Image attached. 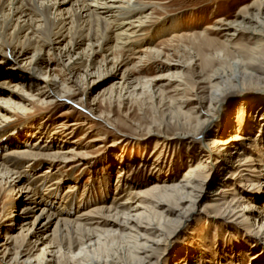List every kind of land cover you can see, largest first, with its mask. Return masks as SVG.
<instances>
[{
	"label": "bare ground",
	"instance_id": "1",
	"mask_svg": "<svg viewBox=\"0 0 264 264\" xmlns=\"http://www.w3.org/2000/svg\"><path fill=\"white\" fill-rule=\"evenodd\" d=\"M145 1L0 0V142L6 139L2 129L12 114L26 113V106L34 101L47 108L60 105L68 97L75 99L79 95L76 84L82 87L90 81L89 90L76 98L83 104L100 85L103 68L120 78L92 96V115L103 114L97 111L100 101H138L143 88L149 90L152 81L166 79L146 80L141 85L125 68L126 58L118 57L123 50L136 54L142 43L149 54L165 57L153 41L166 30L181 29L179 24L162 27L145 39L152 16L148 12L151 4ZM254 6L258 8L213 28L222 33L227 48L233 47L240 33L255 39L247 63L237 59L213 70L205 79L198 71V83L205 86L196 90L184 83L182 71L194 63L193 59H180L176 65L181 70L168 73L166 86L173 93L192 89V98H165L164 90L155 85L150 89L160 98L159 103L168 100L169 105L164 104L158 124L163 131L155 133L148 128L146 138L140 139L158 137L155 167L163 163L174 142H192L185 152L189 165L180 177L155 176L138 188L122 179L125 167L120 161L112 192L102 188L100 176L96 180L102 185L91 191L85 188L76 202L74 192L79 186L71 178L57 175L62 168L85 160V153L70 146L74 141L68 142L77 133L70 131L77 125L75 121L58 120L54 129L60 130L48 136L44 122L33 131L21 129L18 134L7 135L13 138L0 143V185L14 193L19 207L17 214L11 208L3 218L8 224L0 233V264H241L245 257L247 264H264V243L250 238L264 237V89L250 100L237 99L232 115L224 114L223 119L218 113L224 111L221 97L225 93L248 82L264 85V0H255L249 8ZM143 57L147 55L138 57L137 63ZM2 59H12L14 64ZM18 63L36 76L31 78V73L17 69ZM55 64L63 68L66 80L51 72L49 68ZM64 84V89L59 87ZM218 118L226 120L221 123L224 132L214 136L207 130ZM170 127L180 132L168 137L164 129ZM62 142L65 144L60 145ZM199 142L202 147H196ZM121 143L116 141L114 146ZM42 162L47 166L39 171ZM62 186L65 188L59 194ZM95 189L97 196L92 192ZM198 206L201 214L215 212L204 220H214L209 227L211 240L206 236L207 226L192 225L193 216L199 215L195 212ZM4 223H0L1 229ZM177 234L186 236V242L175 247L170 240ZM161 246L163 250H159Z\"/></svg>",
	"mask_w": 264,
	"mask_h": 264
},
{
	"label": "rangeland",
	"instance_id": "2",
	"mask_svg": "<svg viewBox=\"0 0 264 264\" xmlns=\"http://www.w3.org/2000/svg\"><path fill=\"white\" fill-rule=\"evenodd\" d=\"M254 1L255 0L145 1L146 4H151V9L149 8L150 10L148 12L152 13L146 26L148 29L144 32L145 39L160 30L162 27L166 28L167 26L179 24L178 28L181 29H176L174 31L166 30L161 35L160 39L158 37L159 40L156 39L153 41H156V48L159 50L162 49V52L165 55V57H162L163 59L156 58L152 54H149V51H145L143 49V43L140 44L139 48L135 51L136 54L133 53L134 51H128V53L123 50L119 52L118 57L122 56V59L126 58L128 65H126L125 68H128V71L131 72L133 80H140L139 82H141V85L143 81L146 80L150 81L155 78H166L162 81H152L151 87L153 88L155 85L156 88L164 90V94L166 93V96L164 95L165 98L177 99L181 95L192 98V89L198 90L197 88L205 86V84L198 83V71L202 72V76H204L205 79L213 70L224 66V64H231L240 58L242 63L248 62L247 58L249 57L250 50L255 44L254 38L249 37L247 33H240V36L238 35L232 43L235 45H232L234 48H227L223 43L222 33L213 31V28L222 21H233L237 19L240 14L245 15L252 12L254 9H257V6H254L253 9L249 8ZM192 34L195 38H189ZM179 36L183 37V39H179ZM218 52H221V54L217 58L215 54ZM142 55H147V58L143 57V60L141 61L142 63H137V58ZM98 57L101 58L102 56ZM191 58L194 63L187 66V68L182 71L184 83L186 82L192 89L187 90L182 86L183 88L181 87V89H185L184 93L183 91L180 93H173L172 90L166 86L169 84L168 80L170 79L168 73L181 70V68L176 65L179 64L177 62L178 60L181 59V61L186 62L187 60L190 61ZM52 59L54 60L55 58L52 57ZM3 61L7 62L9 65L14 64L12 59H4ZM164 62L169 65L164 64ZM2 65L3 63H0V66ZM16 66L17 69L21 68L22 70L23 68V71L26 74L31 73V78L36 76L35 73H33L28 67H25L22 63H18ZM4 67L7 66L4 65ZM49 69L53 70L51 72L57 75L58 79L61 77V80H66V77H64L65 73H63L64 70H62L63 68L60 65L55 64V66H52ZM101 73H103V75L100 78V85L96 90L91 91V95L83 99V104L81 101L78 102L77 99H80L81 94H84L87 88L89 90V87L92 86L93 83L90 81L87 82V85L85 84L82 87H80V84H76L77 86L79 85V95L75 97V99L68 97L60 101V105L58 106L43 108L37 101L32 102L31 105L26 106V110H28L26 113L12 114L11 121L6 123L2 129L4 135H15L18 134L17 131H21V129V132H23L24 129L33 131L39 123L44 122L48 136L54 133V131L60 130L54 129L58 120L67 119L70 122L75 121L77 125L74 126L75 128L72 127L70 131H77V133L74 134L71 139L69 138L71 135L69 137H64L67 139L69 138V141L67 140L69 145L74 141L70 145L74 147L72 149L76 148L75 151L85 153L86 157L85 160H83V163L79 162L70 165L69 167L62 168L60 172H57V175L69 177L77 187L79 186V190L74 192L76 202H79L78 198L80 192L85 190V188L91 191L93 188L101 186L102 183H104L102 188H108L109 191L112 192L117 172L121 170L120 161L124 163L122 165L125 167V169H122L123 173H125V177H122V179H127L130 184L138 186V188H143L142 186L147 184L149 180L155 176L170 177L176 175L178 178L186 170V166L189 165L185 163L187 160L185 152L187 151L186 148L188 144H191L192 142H189L188 140H185L184 142L182 141L180 144H175L177 142H174V145L170 147L171 149H168L169 152L166 153L163 163H158V166L155 167V164L153 165V163L157 158L159 151L158 148L155 149L154 144L158 137L153 135L147 140L140 139L146 138L148 128H151L155 133H161L163 131V126H158V124H160L162 120L163 110L165 109L164 104L166 103L167 106L169 103L168 100H165L164 102L162 101L164 103L163 105L159 103L160 98L152 95V88H150L151 90L146 88H143L142 91L140 90L143 93V97L138 101L134 98H123L118 102L112 103L100 101L97 106V111L103 113L101 115L102 117L96 113L92 115L89 112V110L94 109L92 106V96L97 92L108 88L114 83V81H116V78H120V76L116 77L115 74L110 75L106 68H103ZM22 74L24 73L22 72ZM26 77H28V75H26ZM66 84L68 85V83ZM66 84L59 87H63L62 89H64V86H67ZM263 89V84L258 85L249 82L241 84V89H234L231 92L225 93L221 97L225 103V107L223 113H220L219 111L218 113L222 118L224 114L225 116L228 114L232 115L234 104L239 101H237V99L243 98L244 100H250L254 95H258L257 91ZM25 91H27V89H25ZM124 97L127 96L125 95ZM194 103L195 101L189 104ZM219 118L217 119L218 121L207 130L214 136H220V134L224 132L221 123H224L226 120L223 121L224 118H221L220 121ZM80 123L81 126H79ZM164 130H167L166 134L168 137L172 136L175 132H180L174 127ZM87 131L92 133L89 134ZM87 134H89V136ZM254 134L255 131L253 130L252 135L254 136ZM7 135L5 136L6 139L0 142L1 144L8 142V140L13 138L7 137ZM36 139L37 138H34V141H36ZM61 140H63V138H61ZM93 140H100L101 142H93ZM116 141H123V143L114 146ZM64 144L65 143L62 142L60 145ZM194 145L195 143L192 146ZM196 147H202V142L197 143ZM46 166V163L42 162V165L38 166V170L44 171ZM100 176H102L101 178L104 180L102 183L100 180H96L97 177ZM64 188L65 186L61 187L59 194H61ZM92 192L95 196L98 195L96 189ZM15 197L14 193H11L9 189L0 185V223H4L5 219L3 218H6V213H8L11 208H13L11 210L13 214L18 213L19 206L15 202ZM12 202H15V205H12ZM195 209V212L199 215L193 216L194 221L192 222V225H195L197 228H204L207 226L208 232L206 236L211 240L210 232H212V230H209V227L212 226L214 220H211V217H209L207 221L204 220H206L208 215L211 216L215 214V212L213 210H206L205 213L201 214V206H198ZM4 224L5 227H3V229L0 228V233H2L4 228H7L6 225L8 223ZM218 224L222 227L225 226V223L222 221H218ZM239 229L241 230V234H245L242 228H237V231H239ZM250 238L256 240L258 243H264V237L261 239H255L251 236ZM170 242L176 247L180 242H186V236L181 237L177 234V236L173 237ZM169 248L170 246L168 244L167 251ZM159 250H163V246L159 247ZM247 261L248 257H245L241 261V264H247ZM171 262L172 261H169L168 264H171Z\"/></svg>",
	"mask_w": 264,
	"mask_h": 264
}]
</instances>
